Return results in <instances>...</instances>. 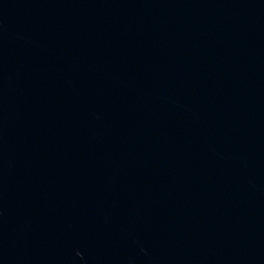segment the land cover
<instances>
[{
	"label": "water",
	"instance_id": "obj_1",
	"mask_svg": "<svg viewBox=\"0 0 264 264\" xmlns=\"http://www.w3.org/2000/svg\"><path fill=\"white\" fill-rule=\"evenodd\" d=\"M0 264H264V0H0Z\"/></svg>",
	"mask_w": 264,
	"mask_h": 264
}]
</instances>
